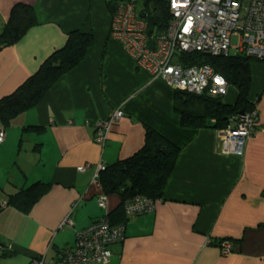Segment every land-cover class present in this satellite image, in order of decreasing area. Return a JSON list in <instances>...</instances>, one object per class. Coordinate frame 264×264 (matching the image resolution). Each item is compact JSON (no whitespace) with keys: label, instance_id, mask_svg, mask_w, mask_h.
I'll return each mask as SVG.
<instances>
[{"label":"crops","instance_id":"1","mask_svg":"<svg viewBox=\"0 0 264 264\" xmlns=\"http://www.w3.org/2000/svg\"><path fill=\"white\" fill-rule=\"evenodd\" d=\"M113 1L0 0V31L17 3L33 5L39 20L19 43L0 52V85L13 80L0 91V100L61 49L70 32L80 30L94 39L77 67L4 128L0 264H62L76 233L120 205L119 198L99 194L93 182L96 165L133 156L144 146L146 127L180 154L156 209L124 217L125 241L113 245L109 260L98 264H264V65H251L249 98L258 99L256 134L243 156L223 155L224 131L181 127L175 92L139 69L110 38ZM232 97L224 102L234 104L236 91ZM116 109L125 117L101 148L93 141L96 126ZM28 126L43 131L36 134L25 130ZM36 183L44 184L46 193L29 212L8 206L9 195ZM103 197L106 205L100 206ZM65 219L69 223L63 224ZM222 242L233 246L229 255L221 253Z\"/></svg>","mask_w":264,"mask_h":264},{"label":"built area","instance_id":"2","mask_svg":"<svg viewBox=\"0 0 264 264\" xmlns=\"http://www.w3.org/2000/svg\"><path fill=\"white\" fill-rule=\"evenodd\" d=\"M171 15L163 33L147 35V23L136 12L133 2H119L109 24L110 38L123 44L135 65L152 78L160 79L174 92H187L211 98L225 97L229 85L226 79L210 66L184 67L179 56L200 53L217 57L228 55L231 38L239 37L237 53L264 62V0H166ZM141 14V13H140ZM152 42V49L149 43ZM236 53V54H237ZM125 117L116 109L110 117L100 120L93 141L104 148L112 127ZM224 131L221 153L241 157L247 142L256 134L257 113L241 115ZM6 132L0 128V143ZM84 171L85 167H79ZM106 170V164L95 167L93 182ZM157 202L143 196L127 200L123 206L126 217H138L156 209ZM105 206V197L100 198ZM69 223L65 219L63 224ZM126 239L124 224L112 225L103 217L76 233L74 247L63 251L62 264H98L109 260L111 247ZM221 253L229 255L233 246L225 242ZM31 264H43L34 260Z\"/></svg>","mask_w":264,"mask_h":264},{"label":"trees","instance_id":"3","mask_svg":"<svg viewBox=\"0 0 264 264\" xmlns=\"http://www.w3.org/2000/svg\"><path fill=\"white\" fill-rule=\"evenodd\" d=\"M134 2L132 0H114ZM142 13L148 29L147 35L163 33L170 22L171 15L166 0H142ZM151 4L154 9L150 10ZM112 6V3L109 4ZM39 25L38 15L33 5L15 4L7 22L0 31V52L19 43L26 34ZM94 44L91 34L80 30L67 35L64 46L52 52L42 63L39 70L30 75L16 91L0 100V122L3 129L20 114L39 104L50 89L84 59L88 49ZM251 57L237 53L235 55L204 56L200 53H188L179 56L184 67L210 66L222 75L230 87L235 88L237 98L234 104L224 102V97L211 98L196 96L187 92H175L174 111L181 119V127L185 129H213L225 131L232 125L231 118L240 119L241 115L256 110L258 99L251 101L250 87ZM257 113V110H256ZM5 130V129H4ZM25 130L42 133L38 127H26ZM180 150L173 143L161 136L157 131L146 127L144 146L130 158L106 165L96 185L100 195L119 198L118 209L105 216L112 225L124 223L123 211L125 202L136 196H143L157 201L163 196L165 187L175 168ZM46 193L45 185L36 183L21 189L8 197V206L29 212ZM223 242L218 246H222Z\"/></svg>","mask_w":264,"mask_h":264},{"label":"rangeland","instance_id":"4","mask_svg":"<svg viewBox=\"0 0 264 264\" xmlns=\"http://www.w3.org/2000/svg\"><path fill=\"white\" fill-rule=\"evenodd\" d=\"M134 1L133 4L135 6V9H136V12L138 13V15H140V11L143 9L144 7V4H143V1L142 0H132ZM151 10V9H150ZM142 12V11H141ZM119 45L122 47V49H124V46L121 42H119ZM240 45V42H239V37L238 36H233L231 38V49L229 51V54L232 56V55H235L237 53L236 51V48L239 47ZM250 64H255V65H264V62L263 61H260V60H257V59H254V58H251V61H250ZM253 75L256 74V70L253 69ZM13 80L9 81V80H6L5 82H2V84L0 85V91H3L2 89H5L8 87L9 84L12 83ZM17 88V87H16ZM233 87H229L228 89V93L227 95L225 96V100H232L233 97H232V94L235 93V88L234 89H231ZM6 90V89H5ZM20 115H24V114H20ZM19 115V116H20ZM19 119V118H17Z\"/></svg>","mask_w":264,"mask_h":264},{"label":"water","instance_id":"5","mask_svg":"<svg viewBox=\"0 0 264 264\" xmlns=\"http://www.w3.org/2000/svg\"><path fill=\"white\" fill-rule=\"evenodd\" d=\"M141 16H142V18H145V17H146L145 15H141ZM149 45H150V47H151L152 49L154 48V45H153L152 42H150Z\"/></svg>","mask_w":264,"mask_h":264}]
</instances>
